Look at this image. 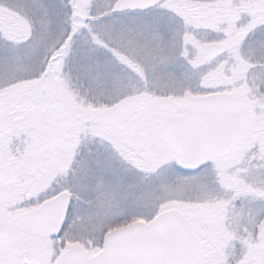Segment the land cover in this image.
I'll list each match as a JSON object with an SVG mask.
<instances>
[{"label": "snow or ice", "instance_id": "6c2138e0", "mask_svg": "<svg viewBox=\"0 0 264 264\" xmlns=\"http://www.w3.org/2000/svg\"><path fill=\"white\" fill-rule=\"evenodd\" d=\"M0 264H264V0H0Z\"/></svg>", "mask_w": 264, "mask_h": 264}]
</instances>
